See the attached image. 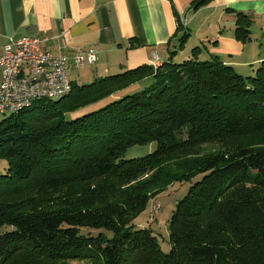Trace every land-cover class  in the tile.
Listing matches in <instances>:
<instances>
[{"label":"trees","instance_id":"16d2710c","mask_svg":"<svg viewBox=\"0 0 264 264\" xmlns=\"http://www.w3.org/2000/svg\"><path fill=\"white\" fill-rule=\"evenodd\" d=\"M249 25L237 15L236 40ZM200 51L72 83L0 122V264H264V60L242 75ZM199 176L165 253L134 220Z\"/></svg>","mask_w":264,"mask_h":264},{"label":"crops","instance_id":"0c3cea01","mask_svg":"<svg viewBox=\"0 0 264 264\" xmlns=\"http://www.w3.org/2000/svg\"><path fill=\"white\" fill-rule=\"evenodd\" d=\"M194 1L0 0V52L9 38L48 37L43 48L66 56L72 83L86 84L155 58L173 62L184 50L183 31L190 48L205 46L203 59L215 55L242 75L253 73L264 60V0H210L193 10ZM238 14L250 20L247 42L234 37ZM89 48L97 61L81 71L72 58Z\"/></svg>","mask_w":264,"mask_h":264},{"label":"built area","instance_id":"2783aa9c","mask_svg":"<svg viewBox=\"0 0 264 264\" xmlns=\"http://www.w3.org/2000/svg\"><path fill=\"white\" fill-rule=\"evenodd\" d=\"M49 40L48 37L9 38L3 46L0 52L1 114H16L34 101L58 100L71 92L68 58L45 50L43 45ZM96 61L97 53L92 48L72 58L76 68L94 65ZM148 65L156 69L160 63L155 58Z\"/></svg>","mask_w":264,"mask_h":264},{"label":"rangeland","instance_id":"374dc122","mask_svg":"<svg viewBox=\"0 0 264 264\" xmlns=\"http://www.w3.org/2000/svg\"><path fill=\"white\" fill-rule=\"evenodd\" d=\"M183 33L184 32L182 31L181 35H183ZM193 38L194 37L191 36L190 40H193ZM189 43L190 41L187 43L183 42L184 50H180L178 52V57L173 60V63H180L183 60L189 59L191 51L193 50V48H190L191 45H189ZM251 44H253V42H251ZM207 45L208 47H210V44ZM200 47H201L200 48L201 51L198 54V57L200 59H203L204 56L202 54L205 53V46L200 45ZM82 70H92V69H89L88 66L85 65V67L81 68V71ZM69 73H71V70H69ZM77 85L79 86L83 85V82H78ZM79 114L80 112L75 113L71 116L74 117ZM7 117H9V114L0 113V122ZM154 147H155L154 144H151L149 146L132 147L127 150L125 154V158L131 159V158L145 156L149 152H151L154 149ZM2 165L3 162H1V166ZM200 178L201 176L194 178L190 182L175 183L171 186L166 187L160 195H158L149 202L146 210L134 220L136 226L148 227L151 230H153L155 236L157 237L161 250L165 253H167L170 249L168 220L172 214V211L174 210L176 203L186 195L189 187L194 182L198 181ZM71 264H86V263L75 261V262H71Z\"/></svg>","mask_w":264,"mask_h":264}]
</instances>
